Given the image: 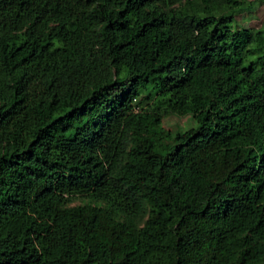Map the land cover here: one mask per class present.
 Listing matches in <instances>:
<instances>
[{
	"label": "trees",
	"instance_id": "16d2710c",
	"mask_svg": "<svg viewBox=\"0 0 264 264\" xmlns=\"http://www.w3.org/2000/svg\"><path fill=\"white\" fill-rule=\"evenodd\" d=\"M244 1L0 0V264H264Z\"/></svg>",
	"mask_w": 264,
	"mask_h": 264
},
{
	"label": "rangeland",
	"instance_id": "374dc122",
	"mask_svg": "<svg viewBox=\"0 0 264 264\" xmlns=\"http://www.w3.org/2000/svg\"><path fill=\"white\" fill-rule=\"evenodd\" d=\"M237 25L260 27L264 24V0H245L243 8L237 12ZM163 125L173 131L196 124L191 114H178L170 112L163 116ZM82 195H77L72 204L84 201ZM146 218L142 217V221Z\"/></svg>",
	"mask_w": 264,
	"mask_h": 264
}]
</instances>
